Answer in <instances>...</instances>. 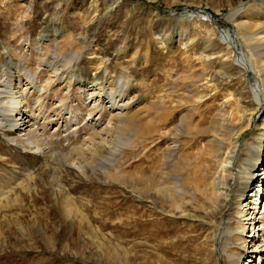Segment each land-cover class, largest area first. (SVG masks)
I'll return each mask as SVG.
<instances>
[{
  "label": "rangeland",
  "instance_id": "374dc122",
  "mask_svg": "<svg viewBox=\"0 0 264 264\" xmlns=\"http://www.w3.org/2000/svg\"><path fill=\"white\" fill-rule=\"evenodd\" d=\"M242 3H245L246 10L253 11L257 5H264V0H0V65L4 64L1 55L16 50L14 59L20 60L19 54L26 51L27 68L36 72L43 64L39 63L41 53L38 54L34 48L40 46L53 50L56 44L60 48L51 53L54 58L62 60L73 52L81 54L79 69L87 78L98 76L102 71V59H110L111 75L118 74L121 66H125L133 80L131 91L139 98L146 100L149 96L158 101L162 97L167 105L176 107L168 121L162 119L166 125L178 122L186 111L192 110L190 124L204 129L210 120L204 101L208 97L199 99L198 103L186 102L183 92L189 79L185 65H198L196 72L201 74V55L208 22L214 26L219 22L223 27L234 28L227 15ZM262 8L264 10V6ZM193 11L212 14V18L205 22L198 15L190 18L188 13ZM211 28L212 25L209 29L214 31ZM45 34L49 39L41 44L39 38ZM64 34L66 37H62ZM181 34L189 37L180 40ZM162 36L165 40L161 39ZM213 37L217 38L216 35ZM57 38L59 42H56ZM125 52L129 56H125ZM50 56L47 59L52 62L53 57ZM78 73L79 70L74 77ZM1 74L7 79L6 72ZM178 75L180 88L175 85ZM42 76L41 85L48 78L47 74ZM74 77L69 97L64 100L61 99L66 90L55 95L53 90H47L51 84L41 86L46 90L41 100L37 99L36 93L33 94L36 98L29 96L28 100L34 112L50 117V121H42L46 133L43 131L42 134L49 139L51 145L48 146L56 151L68 150L89 136L92 130L80 125V131L77 129L79 132L76 133V127L67 121L68 104H81V88H78ZM54 83L56 86L55 80ZM164 113L167 112L159 115ZM159 120H154L155 125ZM258 135L259 132L251 133L255 138ZM260 135L264 144V134ZM69 137L75 140L72 142ZM204 137L207 136L194 131L189 137V146L186 138H180L184 140V154L189 159L193 158ZM9 145H0V186L13 187V183L21 179L24 186L13 198H0V264H226L224 260L219 261V250L211 254L212 232L211 240L205 241L207 228L234 215L241 205H231L223 212L210 204L205 209L200 205L203 200L198 194L194 204L189 203L186 207L193 211L189 212L192 213L189 218L181 216L180 210L171 214L164 206V200L152 195V187L147 189L148 184H154L147 180L151 175L155 180L167 171L161 167L163 143L161 147L149 144L145 153L140 152V139L135 146H126L123 160L129 161L122 167L124 172L119 174V179H113L100 168L81 172L77 167H67L65 162L61 163L66 167L57 172L53 169L55 165H47L44 159L39 161L34 151ZM107 152L113 155L108 150L103 151V155L109 156ZM182 156L179 160L181 169L186 171L183 175L194 169L191 172L200 176L202 168H211L210 164L205 166L206 163H201L202 158L188 167ZM211 162L208 163L214 164V160ZM200 163L203 166L201 170L198 169ZM107 165L112 166L111 163ZM38 166L36 178H25ZM110 170L117 173L115 166ZM126 177L134 182L126 183ZM247 189H251V180ZM187 190L190 191L189 188ZM248 199L245 194L243 203ZM7 201L13 204L5 206ZM259 201L258 210L264 212V195ZM244 239L246 241L247 237ZM238 240L232 245L247 253L242 264L250 262V258L253 264H258V258L250 253L251 249L245 246L244 240Z\"/></svg>",
  "mask_w": 264,
  "mask_h": 264
},
{
  "label": "bare ground",
  "instance_id": "6f19581e",
  "mask_svg": "<svg viewBox=\"0 0 264 264\" xmlns=\"http://www.w3.org/2000/svg\"><path fill=\"white\" fill-rule=\"evenodd\" d=\"M263 6L257 5L253 11L246 10L245 3L234 7L227 15V19L233 23L234 28L223 27L219 22L214 26L208 22L209 26H213L211 29L214 31H210L208 26L201 55V74L196 72L198 65L196 66L194 63L185 65L189 79L183 92L184 97H187L185 98L186 102L198 103L199 99L208 97L204 101L210 113V120L206 122L207 126H204V129H198L197 125L190 124L192 110L186 111L178 122L173 123V121L172 125H166L165 120L162 119L168 121L176 107L167 105L162 97L158 101L149 96L146 97V100L139 98L135 92L131 91L133 80L125 66H121L120 72L112 76L110 59H102L101 73L96 77L87 78L86 74L84 75L79 69L80 53H70L61 60L54 58L51 54L60 48L58 44L54 47V51L34 45L36 52L41 53L39 63L43 65L38 70L39 72H32L27 68L26 51L24 54H19L20 60L14 59L17 57L16 50L1 55L4 64L0 65V70L8 74L5 79L2 72L0 73L1 144L4 147H7L5 144H10V147L21 146L27 151H34L33 154L39 161L44 159L47 165H55L56 168L53 169L57 172L62 171L66 166L77 167L81 172H85L89 168H100L113 179H119L124 172L122 167L129 161L123 160L126 146L133 147L140 139V152L145 153L149 144L155 143L161 147L163 143L161 167L167 171L155 180L152 175L147 179L154 182L153 185H147V189L152 187V195L156 199L164 200L166 203L164 206L169 208L171 214L180 210L181 216L188 218L193 211L186 207L189 203L194 204V200L199 195L203 200L200 205L205 209L210 204L217 211L223 212L231 205H241L237 212L234 215H229L225 221L220 218V222L209 225L205 241L211 240L212 232L213 249L210 250L211 254L212 251L219 250V261L223 262L222 260H224L226 264H242L247 255L232 245L233 241L235 243L239 238L242 239L241 242L244 240L245 246L251 249V254H255L256 258L264 259V212L258 210L259 199L264 195V144L260 135L264 134ZM196 12H190L188 16L193 18L198 15L204 22L208 21V18H212V14ZM213 35H216L217 38L215 39ZM47 36L46 34L41 36L39 42L41 44L47 42L49 39ZM64 36L65 34L62 37ZM183 36L186 37L183 38ZM188 37L187 34H181L180 40ZM58 38L55 39L56 42L60 41ZM161 39L165 40L164 36ZM48 55L53 57L52 62L48 61ZM125 56L129 55L125 52ZM132 57L133 55L130 56V58ZM29 59L28 61H31ZM37 67L39 68V66ZM77 70L79 73L74 77ZM43 73L47 74L48 78L41 85L40 80L42 77L44 78ZM73 77L79 85L78 88H81V92L78 89L81 104H68L69 119L67 121L69 120V124L74 125L76 130L80 125H86V128L90 127L92 130L88 133L89 136L81 139L80 142H75L76 145L70 146L68 150L59 149L56 151L48 146L49 139L44 138L45 135L42 134L45 126L42 121L48 122L51 120L50 117L45 116L44 113V116H40L34 112L35 110H32L28 100L29 96L34 97V93H36L37 99L41 100L43 94L46 93V90L41 86L45 87L46 84H51L49 87L47 86V90H53L55 95L66 90L67 93H64L61 99L64 100L66 96L69 97ZM54 80L56 86L53 85L55 84ZM202 81V84L197 85ZM175 85L177 88L182 87L179 75L175 78ZM163 112L167 113L159 115ZM158 117L161 120L155 125L154 120L159 119ZM60 118L63 117L60 116ZM160 121L162 122L160 123ZM78 130L76 133L80 131ZM194 131L205 134L207 137L201 140L193 158L189 159L187 154H184L182 142L186 138L189 146V137ZM255 132H259V137L251 136V133ZM71 138L73 142L74 138ZM180 138L183 139L180 140ZM107 150L111 151V154L113 152V155L111 156L108 152L109 156L103 155V151ZM180 156L185 159V165L188 167L192 165L193 161L202 158L200 159L201 163H206L205 166L210 164L211 168H209L210 166H208L209 169L206 168L207 166L202 168L200 163L198 169L202 168L203 174L197 176L196 172L195 174L191 172L194 169H190L186 173L188 175H183L186 171L181 169ZM212 160H214V164H211ZM54 161L58 163L53 164ZM61 162H65L67 165L63 167ZM108 163H111L112 166H108ZM114 166L117 168V173L110 172V167ZM35 168L31 173L28 172L29 174L25 178H36L39 166ZM252 175L253 177H251ZM21 180H16L17 182L14 183L12 181L13 187L4 184L0 186V197L13 198L17 191L24 186V180ZM250 180L251 189H247ZM125 182L134 181L130 177H126ZM245 183L247 192L241 189ZM188 188L190 191L187 190ZM245 194L249 196V199L243 203ZM187 195L189 199L186 198ZM18 199L20 198L16 200ZM8 202L5 203V206L13 204ZM241 234L247 237L246 241ZM248 261L253 264L251 258Z\"/></svg>",
  "mask_w": 264,
  "mask_h": 264
},
{
  "label": "crops",
  "instance_id": "0c3cea01",
  "mask_svg": "<svg viewBox=\"0 0 264 264\" xmlns=\"http://www.w3.org/2000/svg\"><path fill=\"white\" fill-rule=\"evenodd\" d=\"M0 145H1V142H0ZM0 148H1V146H0ZM1 156V155H0ZM1 198V197H0Z\"/></svg>",
  "mask_w": 264,
  "mask_h": 264
}]
</instances>
